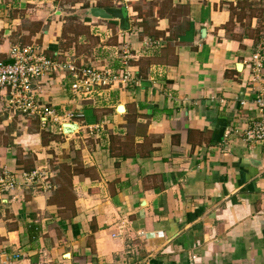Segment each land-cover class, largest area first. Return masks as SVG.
I'll return each instance as SVG.
<instances>
[{
  "label": "crops",
  "instance_id": "crops-1",
  "mask_svg": "<svg viewBox=\"0 0 264 264\" xmlns=\"http://www.w3.org/2000/svg\"><path fill=\"white\" fill-rule=\"evenodd\" d=\"M109 2L71 7L99 43L82 51L60 0H0V60L36 45L133 77L86 97L67 74L35 80L59 121L0 93V176L17 181L0 264H264V147L243 139L264 94V0ZM91 7L124 8L129 30ZM34 170L48 184H21Z\"/></svg>",
  "mask_w": 264,
  "mask_h": 264
},
{
  "label": "built area",
  "instance_id": "built-area-1",
  "mask_svg": "<svg viewBox=\"0 0 264 264\" xmlns=\"http://www.w3.org/2000/svg\"><path fill=\"white\" fill-rule=\"evenodd\" d=\"M255 59L257 56L254 57ZM11 61V63H8ZM115 71L86 67L70 61H57L46 57L36 45H12L8 58L0 60V93L8 99V108L15 114L37 118H50L59 121L51 108L37 101L39 95L32 89V83L55 72L69 75L71 90L81 96H88L103 88L110 89L117 84H126L133 77L128 71L126 62ZM259 66V65H258ZM256 68V67H255ZM258 68V67H257ZM256 68V70H257ZM256 118L243 133V139L249 143H258L264 147V94L256 100ZM80 114L67 113L65 119L79 118ZM23 185L48 184L44 172L34 170L23 173ZM17 187L15 178L8 174L0 176V195L11 192ZM49 187V186H48Z\"/></svg>",
  "mask_w": 264,
  "mask_h": 264
},
{
  "label": "rangeland",
  "instance_id": "rangeland-1",
  "mask_svg": "<svg viewBox=\"0 0 264 264\" xmlns=\"http://www.w3.org/2000/svg\"><path fill=\"white\" fill-rule=\"evenodd\" d=\"M60 1H61V7L67 14V18L68 17L70 18L69 24L67 25L65 31L73 34L74 37L71 36V38L74 39V41L76 42V45L77 44L81 45L82 49L80 50L86 51L92 47L94 48L97 44H99L95 41V37L92 36L96 32H93V34L91 35L89 31V27L83 26V24L79 21V19H82L83 17L81 13L78 14L79 11L72 10L71 7H77V6L81 7L82 6V8H85L89 6L90 4H96V5L103 6L104 2L109 4L110 3L109 0H60ZM75 12L76 13L78 12L77 15H74ZM98 32L100 33V31ZM77 36H79L80 39H78ZM82 41H85V43L82 44L81 43ZM77 42H80V43H77Z\"/></svg>",
  "mask_w": 264,
  "mask_h": 264
},
{
  "label": "water",
  "instance_id": "water-1",
  "mask_svg": "<svg viewBox=\"0 0 264 264\" xmlns=\"http://www.w3.org/2000/svg\"><path fill=\"white\" fill-rule=\"evenodd\" d=\"M88 15L91 18L102 20V21H112L117 22L118 28L122 32L129 30V22L127 18V12L121 7H91L88 9ZM8 63H11L9 61ZM64 131H69L74 129L72 124H64Z\"/></svg>",
  "mask_w": 264,
  "mask_h": 264
},
{
  "label": "bare ground",
  "instance_id": "bare-ground-1",
  "mask_svg": "<svg viewBox=\"0 0 264 264\" xmlns=\"http://www.w3.org/2000/svg\"><path fill=\"white\" fill-rule=\"evenodd\" d=\"M119 110H121V108Z\"/></svg>",
  "mask_w": 264,
  "mask_h": 264
},
{
  "label": "trees",
  "instance_id": "trees-1",
  "mask_svg": "<svg viewBox=\"0 0 264 264\" xmlns=\"http://www.w3.org/2000/svg\"><path fill=\"white\" fill-rule=\"evenodd\" d=\"M86 8V7H85Z\"/></svg>",
  "mask_w": 264,
  "mask_h": 264
}]
</instances>
